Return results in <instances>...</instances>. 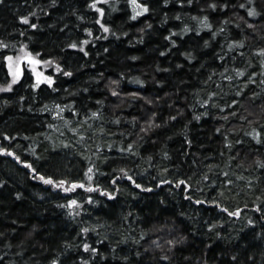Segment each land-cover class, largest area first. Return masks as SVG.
<instances>
[{
  "label": "trees",
  "instance_id": "obj_1",
  "mask_svg": "<svg viewBox=\"0 0 264 264\" xmlns=\"http://www.w3.org/2000/svg\"><path fill=\"white\" fill-rule=\"evenodd\" d=\"M88 2L0 3V41L9 45L0 52L27 45L72 72L49 71L55 90L46 83L33 90L29 73L0 92V148L20 157L0 152V264H264V142L248 135L255 128L264 141V0H140L150 11L136 20L128 0H109L99 5L108 33ZM249 8L258 15L248 16ZM30 12L36 29L19 19ZM85 39L88 55L68 47ZM6 72L0 66V84ZM149 120L159 127L141 132ZM129 144L132 151L122 152ZM22 161L57 181L98 183L115 199L81 188L66 193L33 179ZM121 168L152 190L136 188ZM181 179L191 185L187 193L175 187ZM71 199L81 208L61 207ZM84 243L98 252L84 251Z\"/></svg>",
  "mask_w": 264,
  "mask_h": 264
},
{
  "label": "snow or ice",
  "instance_id": "obj_2",
  "mask_svg": "<svg viewBox=\"0 0 264 264\" xmlns=\"http://www.w3.org/2000/svg\"><path fill=\"white\" fill-rule=\"evenodd\" d=\"M4 0H0V3H3ZM187 2L189 4L192 3V0H187ZM52 5H55L57 3V0H51ZM109 0H89L87 7L94 10L96 13L99 14V18L96 19V24H98L100 26V28L103 30V32H110V28L108 25H106L103 22V18L105 16V9L104 7H101L99 5L101 4H108ZM128 3L131 5L132 8V12L133 15L130 17V19L132 20H136L137 17L148 13L150 11V7L147 3H141L140 0H128ZM165 3H167V0H165ZM180 3L183 4L184 0H180ZM225 7H227V4L224 5ZM210 7H212L213 9H215L217 7L216 4H212L210 5ZM241 8H244L245 5L241 4L240 5ZM248 16L250 17H255L258 15L257 11L255 8H249L248 12H247ZM30 16H36L35 12H30L28 13V15H22L19 17L21 23L25 24V25H29L32 29H36L38 28V24L37 23H32L29 20ZM38 19V17H37ZM80 19H83V17H80ZM208 17H204L202 24L204 27L206 28H211V24H209L208 22ZM150 27V25H149ZM249 27H252V25H249ZM190 29L187 28V26L185 27L184 31H189ZM85 32L88 33L89 36L92 35V30L89 28L84 29ZM141 31H143V29H141ZM114 34V33H113ZM20 35H24V32H20ZM126 35V33H125ZM98 39H106V37H98ZM165 39H171V35L166 37ZM89 41L87 39L83 40L81 44H78L77 42H72L71 44L68 45V47L72 48V49H77L79 48L80 51H83L85 55H88V52L82 47V44H88ZM173 44H175V41H172ZM207 43V42H206ZM234 45H229V48L231 49ZM241 46H243L241 44ZM9 45L4 43L3 41H0V49H8ZM105 51H107V49H105ZM260 54L264 55V49L260 50ZM161 55H163V53H161ZM41 53L36 52L33 53L32 51H30L27 47V45H21L20 49L18 52L11 54V55H4L2 52H0V66H6L7 68V72L5 74V80L7 81V83L4 84H0V92H10L13 90V86L17 85L18 83L21 82V80L30 73V78L34 79V82L30 84V87L35 90V89H39L40 86L42 84H47L50 88H53V90H55V79L52 75H48L46 74L45 70L46 68H49L53 65H55V71L57 73H62L64 76H71L72 72L70 71H65L63 70V68L61 67V65L59 63H56V61L52 60V59H41ZM220 59H223V57H220ZM225 71H227V69H225ZM237 75L238 76H242L243 72H241L240 70H237ZM253 75H255V73H253ZM10 77V79H8ZM228 80H232L231 76H227L225 77ZM253 83L255 81H252ZM112 84H117L118 81H112ZM140 83H143L142 81ZM112 95L113 96H117L119 95V93L115 90H112ZM131 95L136 96L138 95V93H132ZM213 96L216 95V93L212 94ZM237 95H240V91H237ZM255 95V94H254ZM21 99L23 100L24 97H21ZM151 101H149L150 103ZM99 103V102H98ZM205 105L208 104V101L205 100L203 102ZM238 101L236 100H232V105L237 104ZM231 105H226V107H230ZM57 108H60V111H63L64 109L61 108L60 105H56ZM46 110V109H45ZM221 111H223V109H221ZM57 115H59V113H57ZM155 115V114H153ZM230 115L235 116L236 113L233 112ZM93 117H97L98 113L97 112H93L92 113ZM197 120L200 118L199 116L195 117ZM170 119L175 120L176 117H170ZM225 119H227L225 117ZM241 119H244V117H241ZM119 122V121H117ZM153 127H159V125H155L151 120L147 121V127L145 128H141V132H146L148 130H150ZM76 129H73V132H75ZM216 131L219 133L221 131L220 128H217ZM248 135H251L253 137V139L256 140L257 143H262L264 141L261 140V131L256 130L255 128L252 130L251 133H248ZM7 139H11V137H5ZM190 143V141H189ZM237 143H241L240 141H237ZM67 147V145H65ZM133 149V145L129 144L127 149H121L122 152L124 151H128L131 152ZM0 152L2 153H7L9 155H13L15 156L16 160H20V157L17 156L14 152H9L7 149L5 148H0ZM22 163H25L26 167L30 168L34 173L35 176L33 177V179L38 178L39 180L43 181L45 184L48 185H52L55 188L58 189H63L64 192H71L74 191L77 188H81L84 189L85 191L91 193V192H99L100 195L102 196H107L108 199L110 200H114L115 199V193L108 191L107 188H102L98 183L92 184H86L85 182H81V181H69L67 179H61L59 181L55 180L53 177L51 176H44L42 174H40L39 172H37V170L32 166L31 163H27L25 161H22ZM262 167H264V165H261ZM93 168L94 166H90L87 169L86 172V177H87V181L88 182H92L93 181ZM98 171V169H97ZM122 176H125L127 178V180H129L136 188L142 189V190H147V191H151V188L148 189H144L143 186L139 183H137L136 179H134L133 175L128 174V171L126 169H119L118 170ZM166 171V170H165ZM223 175L225 177H227L228 173H223ZM205 180H208L209 177L207 175L204 176ZM228 184H231L232 181L231 180H227L226 181ZM71 184V187H67L66 185ZM117 183V177H113L112 179V184L115 185ZM173 183L172 181L169 180H165V179H160L159 180V184L163 185V184H171ZM184 185V191L187 193L189 191V189L191 188V185L188 184V182L186 180H179L178 182H175V187L176 188H181V186ZM159 186V185H157ZM116 191H119V188H116ZM222 195V193H221ZM185 199H192V197L190 195H186ZM87 202L88 203H93V197L91 195H89L87 197ZM196 204H202V203H206V201H202V200H195ZM212 204L216 205L218 208L221 209L222 212L227 213L229 216H235V217H239L241 214V210L239 208H237L235 211H230L228 207H225L224 205L220 204L217 200L213 199L211 201ZM61 207H68L70 209H79L81 208V202L78 201L77 199H71L68 200L66 205H61ZM257 212H261L262 209L261 207L257 206L255 209ZM72 213H69V215H71ZM76 215H79V212H75ZM261 219H264V215H262ZM249 225H253L255 223L254 220L249 219L247 222ZM90 230L88 228H83L82 232L83 233H88ZM3 233H0V236H2ZM181 240H183L184 238L181 237ZM180 243L179 240H169L168 244L169 245H174ZM153 244H156L157 247H160V245L156 242L153 241ZM83 249L84 251H91L93 253H97L98 249L93 248L91 245H89L88 243H84L83 244ZM126 259V258H125ZM163 260H168L169 257L168 256H163L162 257ZM233 260H236V257H232ZM50 264H60V261L57 259H53ZM83 264H88L87 261H83Z\"/></svg>",
  "mask_w": 264,
  "mask_h": 264
},
{
  "label": "rangeland",
  "instance_id": "obj_3",
  "mask_svg": "<svg viewBox=\"0 0 264 264\" xmlns=\"http://www.w3.org/2000/svg\"><path fill=\"white\" fill-rule=\"evenodd\" d=\"M130 7H131V5H130ZM132 9V8H131ZM19 51V50H18ZM17 51V52H18ZM45 70V72H46V74H48V75H50V72L49 71H51V70H55V65H53V66H51V67H49V68H46V69H44ZM9 79H10V77H9Z\"/></svg>",
  "mask_w": 264,
  "mask_h": 264
}]
</instances>
